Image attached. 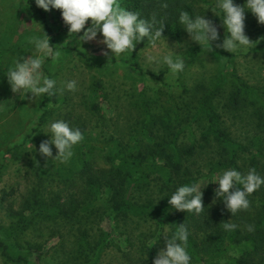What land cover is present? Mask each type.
Segmentation results:
<instances>
[{"label": "rangeland", "instance_id": "1", "mask_svg": "<svg viewBox=\"0 0 264 264\" xmlns=\"http://www.w3.org/2000/svg\"><path fill=\"white\" fill-rule=\"evenodd\" d=\"M117 2L120 4V0ZM187 3L193 7L195 14H202L212 20L218 28L220 41L212 42L211 51L210 46H200L192 41L181 28L178 38L162 33L158 53L152 51L145 40L139 42L132 53L117 58L112 56L109 62L108 58L101 55L104 45L95 41L77 44L83 30L73 37L68 30L60 28L55 9L44 11L40 8L45 14L44 22L39 14H33L26 0H0V237L13 257L24 255L34 264H80L75 256L77 233L70 224L39 215L28 229L20 230L33 214L34 198L39 202V207L64 203L72 208L80 207L87 201L79 176L71 181L56 176L50 168L52 159L39 154L40 143L49 139L44 132L51 121L64 120L73 127H82L95 140L105 141L112 135L126 138L141 114L140 94L148 101L152 111L177 108L181 118L186 119H190L197 111L201 98L211 94L208 106L219 114L229 137L243 145H251L258 136L262 140L264 153V25L259 24L256 17L246 10L245 34L252 43L231 53L216 46L226 36L222 17L214 12L218 10L201 0H187ZM235 3L243 6L245 0H235ZM42 30L50 37L53 50L59 52L55 59L45 58L42 75L57 79L58 84L59 81L75 79L78 88L76 91L58 92L51 97L45 94L46 112L43 122L39 124L45 95L34 98L31 93L25 96L23 93H13L7 82L6 71L12 66L15 57L31 55L27 51L31 48L28 38L42 33ZM177 43L183 47L176 48ZM170 51L181 55L185 62L183 72L172 74L166 65L159 62L151 65L153 70L147 69V55L162 56ZM96 81L102 83L108 95L104 104L105 114L109 116L113 109L115 111L112 119L99 117L89 108ZM240 81L260 93H246L242 89L244 101L241 107L233 109L228 106V101L238 89ZM191 124L197 146L186 162L189 175H204L198 178L196 184L202 188L205 203L219 210L218 217L224 219L223 223L229 221L238 226L234 231L239 241L243 242L256 229L259 203L249 195V209L232 216L223 201L215 196L218 183L214 179L219 175H206L209 166L220 159L218 147L215 142L206 144L200 139V133L206 125L202 116ZM35 127L37 129L33 130ZM55 155L56 150L53 148ZM239 162L244 174L253 169L246 155H242ZM98 165L106 168L102 160L98 161ZM254 169L264 176V158L258 161ZM41 170H44L42 175ZM261 187L264 190V185ZM11 190L15 194L4 196V191ZM167 193V189L154 180L148 186L136 190L133 198L160 202ZM173 211L177 210L173 208ZM190 213H193V218L189 219L188 229L201 241L210 230L201 224L205 221L194 211H181L183 217ZM248 225L253 227V231L247 230ZM88 227L90 239L97 238L100 231H108L114 236V241L104 250L98 264H153L156 255H149L150 246L155 243L158 252L165 246L164 239L159 240V236L162 233L170 236L166 226L153 220L137 217L113 220L102 212L99 216L91 215ZM229 254L238 256L236 249L230 250ZM0 264L17 263L6 261L0 251ZM193 264L203 262L194 260ZM251 264H264L263 253L258 252Z\"/></svg>", "mask_w": 264, "mask_h": 264}, {"label": "trees", "instance_id": "2", "mask_svg": "<svg viewBox=\"0 0 264 264\" xmlns=\"http://www.w3.org/2000/svg\"><path fill=\"white\" fill-rule=\"evenodd\" d=\"M201 1L214 7L215 0ZM26 3L33 14H39L45 22V14L36 6L35 0H26ZM120 5L129 11L139 12L141 18L155 17L157 20H164L162 33L173 38H178L181 32V25L178 23L179 12L184 10L196 15L187 0H120ZM55 12L57 20L61 10L55 9ZM59 27L62 28L60 25ZM242 89L246 93H260L254 87L240 81L238 89L228 101L230 108L241 107L244 101ZM140 95L141 114H139L138 123L126 138L112 135L105 141L95 140L91 139L82 127H78L84 139L74 146V154L68 163L63 164L52 159L50 168L56 176L66 181L76 180V176L82 179L84 193L87 195L86 203L72 208L64 203L39 207V202L34 198L33 214L27 218L20 230L28 229L39 215L60 219L63 223L70 224L71 229L77 233L75 256L80 260V264H98L104 250L114 241V236L108 231H100L97 238L90 239L88 222L91 215L99 216L102 212L113 220H125L132 217L150 219L161 226H166L170 236L178 230L180 224L184 223L188 229L189 219L193 218V213L183 217L181 211L174 212L168 204V197L179 186L196 184L198 178L204 176L201 173H197L196 176L189 175V167L186 165L197 146L191 122L199 116H202L206 122L200 133V139L206 144L215 142L220 153V159L209 166L207 176L219 175L223 170L230 168L243 173L239 162L242 155L247 156L252 168L258 166V161L264 158L260 137L256 136L251 145H243L229 137L222 126L219 114L208 106L211 94H205L201 98L197 111L190 119L181 118L177 108L162 112L152 111L143 94ZM107 99L108 95L103 90L102 83L96 81L94 92L90 95L89 108L99 117L112 119L114 109L109 116L105 114L104 104ZM46 102L45 95L41 103L43 111L39 124L43 122L45 116ZM36 129L37 127L33 130ZM99 160H102L106 168L98 165ZM42 174L44 170H41L40 175ZM154 180L159 181L168 191L160 202H155L153 199L138 201L133 198L136 190L148 186ZM261 188L250 194L258 201L259 210L255 222L256 229L246 236L243 242L236 237L235 231L224 230V219L221 216L218 217L219 210L208 206L203 196L205 208L198 213V217L205 221L201 224H204L210 232L209 236L200 241L188 229L187 251L192 258L191 264L194 260L202 261L203 264H251L258 252H262L264 258V195L262 196L264 190ZM13 194H15L13 190L4 191L6 197ZM193 222L195 223V219ZM198 223L200 224L199 221ZM232 249L237 250V257L229 254ZM0 251L6 261L34 264L27 256L13 257L1 237ZM156 252L157 245L153 243L149 248V255L154 257Z\"/></svg>", "mask_w": 264, "mask_h": 264}, {"label": "clouds", "instance_id": "3", "mask_svg": "<svg viewBox=\"0 0 264 264\" xmlns=\"http://www.w3.org/2000/svg\"><path fill=\"white\" fill-rule=\"evenodd\" d=\"M35 4L44 11L61 10V17L68 26L69 35L75 37L83 30L78 36L77 44L95 41L104 45L101 55L108 58L109 62L112 56L117 58L132 53L136 45L145 40L152 51L158 53L164 20H157L155 17L141 18L139 12L121 7L117 0H35ZM214 9L218 10L214 11L212 8L217 16L222 17V26L226 29L225 38L216 46L231 53L252 43L245 34L246 10L256 17L259 24L264 25V0H245L243 6L235 3V0H215ZM178 23L192 41L200 46H210L209 51L212 42L220 41L217 26L202 14L193 15L181 10ZM28 44L31 48L27 51H30L31 55L15 57L12 66L6 71L7 82L13 93H23L24 96L31 93L36 98L45 94L51 97L65 90H77L78 82L75 79L59 81L58 84L57 79L42 75L45 58L55 59L59 56V52H55L50 44V37L43 30L40 34L31 35ZM175 47L180 48L183 45L177 43ZM145 62L147 69H152L153 63H162L172 74H179L185 69V62L177 52L174 54L170 51L162 56L150 54L146 56ZM44 133L49 139L40 143L39 154L60 163H67L74 154V146L84 139L80 128L73 127L64 120L49 122ZM53 146L56 150L55 156ZM214 182L218 183L215 196L223 201L233 216L241 210L249 209L248 197L264 185V176L258 174L254 168L249 169L246 174L230 168L223 170ZM201 189L195 183L179 186L168 197V204L177 211L201 213L205 208ZM237 227L229 221L223 223L225 231L231 232ZM247 230L251 232L253 227L248 225ZM161 238L164 239L165 246L157 252L153 264H191L192 258L187 251L189 231L184 223L179 225L173 235L162 233L159 240Z\"/></svg>", "mask_w": 264, "mask_h": 264}, {"label": "built area", "instance_id": "4", "mask_svg": "<svg viewBox=\"0 0 264 264\" xmlns=\"http://www.w3.org/2000/svg\"><path fill=\"white\" fill-rule=\"evenodd\" d=\"M57 22L62 28L64 29L68 28V26L65 25L64 21L62 20L61 13L57 16Z\"/></svg>", "mask_w": 264, "mask_h": 264}]
</instances>
